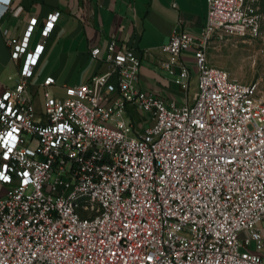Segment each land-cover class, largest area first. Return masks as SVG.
Instances as JSON below:
<instances>
[{
    "label": "built area",
    "instance_id": "1",
    "mask_svg": "<svg viewBox=\"0 0 264 264\" xmlns=\"http://www.w3.org/2000/svg\"><path fill=\"white\" fill-rule=\"evenodd\" d=\"M37 19L21 37L2 28L21 62L0 91V264H264V91L209 57L214 37L260 36L261 0H208L200 36L171 34L162 65L179 63L184 85L194 48L197 92L182 104L141 88L139 56L115 39L91 49L106 70L64 95L48 74L40 96Z\"/></svg>",
    "mask_w": 264,
    "mask_h": 264
},
{
    "label": "crops",
    "instance_id": "2",
    "mask_svg": "<svg viewBox=\"0 0 264 264\" xmlns=\"http://www.w3.org/2000/svg\"><path fill=\"white\" fill-rule=\"evenodd\" d=\"M56 10L60 13L53 29L42 36L48 14ZM207 15L208 0H14L0 19V91L14 83L21 62L11 56L2 28H9L12 36L21 37L29 19L37 16L29 46L42 43L33 78L40 96L39 82L48 74L56 78L54 93L64 95L65 84L86 82L96 72L106 70L103 58L94 57L91 49L100 46V55L104 56L108 43L115 39L121 46L133 47L139 56L138 85L141 88L155 92L167 105L193 102L197 92L194 48L180 55V62L190 69L189 80L184 85L176 81L179 63L173 71L162 65V60L168 57L163 46L175 30L200 36ZM233 40L217 36L210 46H226ZM209 57L212 63L216 62L210 51ZM110 81H116L114 75ZM128 117L138 118L131 110ZM261 252L264 255V247Z\"/></svg>",
    "mask_w": 264,
    "mask_h": 264
},
{
    "label": "rangeland",
    "instance_id": "3",
    "mask_svg": "<svg viewBox=\"0 0 264 264\" xmlns=\"http://www.w3.org/2000/svg\"><path fill=\"white\" fill-rule=\"evenodd\" d=\"M261 11L264 14V0H261ZM233 39L226 46H211L212 59L216 60L214 63L223 66L232 76L243 81L258 80L264 91V21L258 38ZM247 234L248 231H244L241 236L245 237Z\"/></svg>",
    "mask_w": 264,
    "mask_h": 264
}]
</instances>
